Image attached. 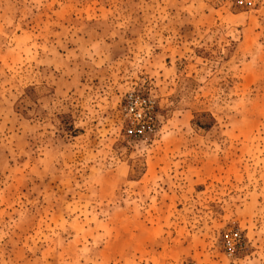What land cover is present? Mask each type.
<instances>
[{
    "label": "rangeland",
    "instance_id": "1",
    "mask_svg": "<svg viewBox=\"0 0 264 264\" xmlns=\"http://www.w3.org/2000/svg\"><path fill=\"white\" fill-rule=\"evenodd\" d=\"M0 264H264V0H0Z\"/></svg>",
    "mask_w": 264,
    "mask_h": 264
},
{
    "label": "trees",
    "instance_id": "2",
    "mask_svg": "<svg viewBox=\"0 0 264 264\" xmlns=\"http://www.w3.org/2000/svg\"><path fill=\"white\" fill-rule=\"evenodd\" d=\"M201 120L196 119L193 125L201 131H208L215 125V121L208 114H201L199 116Z\"/></svg>",
    "mask_w": 264,
    "mask_h": 264
},
{
    "label": "built area",
    "instance_id": "3",
    "mask_svg": "<svg viewBox=\"0 0 264 264\" xmlns=\"http://www.w3.org/2000/svg\"><path fill=\"white\" fill-rule=\"evenodd\" d=\"M236 2H237V4H241V0H235ZM231 233H228V234H225L224 236H223V240H224V242H226L227 244H229L230 246H231V244H230V241H231Z\"/></svg>",
    "mask_w": 264,
    "mask_h": 264
}]
</instances>
